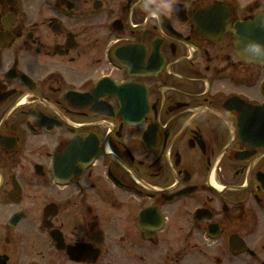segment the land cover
I'll return each mask as SVG.
<instances>
[{
    "label": "flooded vegetation",
    "instance_id": "1",
    "mask_svg": "<svg viewBox=\"0 0 264 264\" xmlns=\"http://www.w3.org/2000/svg\"><path fill=\"white\" fill-rule=\"evenodd\" d=\"M261 14L0 0V264H264V67L232 34Z\"/></svg>",
    "mask_w": 264,
    "mask_h": 264
},
{
    "label": "water",
    "instance_id": "2",
    "mask_svg": "<svg viewBox=\"0 0 264 264\" xmlns=\"http://www.w3.org/2000/svg\"><path fill=\"white\" fill-rule=\"evenodd\" d=\"M207 12L208 13H205L204 16L211 17L213 15V11L208 10ZM215 25V22L203 23L200 30L202 33H207L212 30ZM223 27H225V24H223ZM234 35L237 41L236 48L240 52L239 57L249 64H264V16L248 25H237ZM52 241L56 244V249L62 250L60 243H57L55 238H53ZM78 252L83 256V251H78V249L72 251L73 256L72 253L70 254L71 258L75 261H79Z\"/></svg>",
    "mask_w": 264,
    "mask_h": 264
},
{
    "label": "rangeland",
    "instance_id": "3",
    "mask_svg": "<svg viewBox=\"0 0 264 264\" xmlns=\"http://www.w3.org/2000/svg\"><path fill=\"white\" fill-rule=\"evenodd\" d=\"M119 255V254H118ZM117 255V256H118ZM119 258L123 259L125 258V254L124 253H121V255L119 256ZM53 264H64L60 259H58L55 255V258L53 260Z\"/></svg>",
    "mask_w": 264,
    "mask_h": 264
}]
</instances>
